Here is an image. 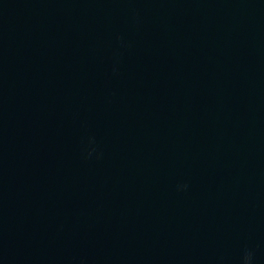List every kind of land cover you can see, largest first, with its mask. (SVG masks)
<instances>
[{
    "label": "water",
    "instance_id": "95a60500",
    "mask_svg": "<svg viewBox=\"0 0 264 264\" xmlns=\"http://www.w3.org/2000/svg\"><path fill=\"white\" fill-rule=\"evenodd\" d=\"M0 264H264V0H0Z\"/></svg>",
    "mask_w": 264,
    "mask_h": 264
},
{
    "label": "clouds",
    "instance_id": "9594fccd",
    "mask_svg": "<svg viewBox=\"0 0 264 264\" xmlns=\"http://www.w3.org/2000/svg\"><path fill=\"white\" fill-rule=\"evenodd\" d=\"M248 259V256H245V260H247Z\"/></svg>",
    "mask_w": 264,
    "mask_h": 264
}]
</instances>
